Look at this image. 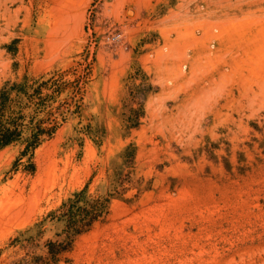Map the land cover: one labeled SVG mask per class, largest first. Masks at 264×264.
Here are the masks:
<instances>
[{
	"label": "rangeland",
	"instance_id": "1",
	"mask_svg": "<svg viewBox=\"0 0 264 264\" xmlns=\"http://www.w3.org/2000/svg\"><path fill=\"white\" fill-rule=\"evenodd\" d=\"M54 73L67 121L0 151V264L87 183L120 194L54 264H264V0H0V89Z\"/></svg>",
	"mask_w": 264,
	"mask_h": 264
},
{
	"label": "trees",
	"instance_id": "2",
	"mask_svg": "<svg viewBox=\"0 0 264 264\" xmlns=\"http://www.w3.org/2000/svg\"><path fill=\"white\" fill-rule=\"evenodd\" d=\"M65 73L42 75L35 79L25 76L18 81H7L0 89V151L11 145H24L21 156H33L35 150L52 138L68 119L70 109L64 104L55 105L58 97L70 83ZM34 169V164H32ZM89 183L74 192L47 218L62 222L63 229L44 243V253L32 254L31 248L40 246L35 237H17L12 244L23 243L30 250L10 264H54L61 255L73 248L76 237L89 231L108 214L111 198L119 193L90 198Z\"/></svg>",
	"mask_w": 264,
	"mask_h": 264
},
{
	"label": "bare ground",
	"instance_id": "3",
	"mask_svg": "<svg viewBox=\"0 0 264 264\" xmlns=\"http://www.w3.org/2000/svg\"><path fill=\"white\" fill-rule=\"evenodd\" d=\"M51 33V32H50Z\"/></svg>",
	"mask_w": 264,
	"mask_h": 264
}]
</instances>
